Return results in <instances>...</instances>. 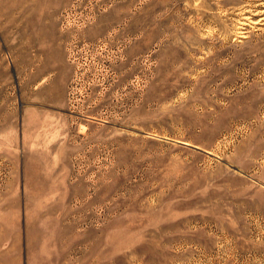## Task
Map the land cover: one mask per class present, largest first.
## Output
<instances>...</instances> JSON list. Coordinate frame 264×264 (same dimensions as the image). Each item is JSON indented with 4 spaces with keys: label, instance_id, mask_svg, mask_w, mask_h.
<instances>
[{
    "label": "rangeland",
    "instance_id": "rangeland-1",
    "mask_svg": "<svg viewBox=\"0 0 264 264\" xmlns=\"http://www.w3.org/2000/svg\"><path fill=\"white\" fill-rule=\"evenodd\" d=\"M0 264H264V0H0Z\"/></svg>",
    "mask_w": 264,
    "mask_h": 264
}]
</instances>
